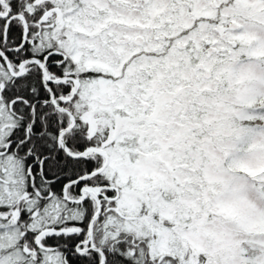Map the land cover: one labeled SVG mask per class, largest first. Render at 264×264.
<instances>
[{
	"label": "snow or ice",
	"instance_id": "1",
	"mask_svg": "<svg viewBox=\"0 0 264 264\" xmlns=\"http://www.w3.org/2000/svg\"><path fill=\"white\" fill-rule=\"evenodd\" d=\"M0 264H264V0H0Z\"/></svg>",
	"mask_w": 264,
	"mask_h": 264
}]
</instances>
